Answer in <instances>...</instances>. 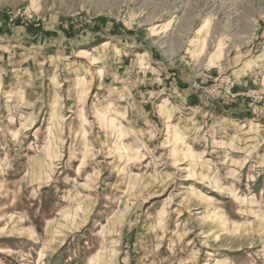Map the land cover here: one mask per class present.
I'll use <instances>...</instances> for the list:
<instances>
[{"label":"rangeland","instance_id":"obj_1","mask_svg":"<svg viewBox=\"0 0 264 264\" xmlns=\"http://www.w3.org/2000/svg\"><path fill=\"white\" fill-rule=\"evenodd\" d=\"M149 51L264 99V0H0V264H264V123Z\"/></svg>","mask_w":264,"mask_h":264},{"label":"crops","instance_id":"obj_2","mask_svg":"<svg viewBox=\"0 0 264 264\" xmlns=\"http://www.w3.org/2000/svg\"><path fill=\"white\" fill-rule=\"evenodd\" d=\"M137 64L139 66V70L141 73L144 74L146 77L144 82L147 81L149 86H162L161 92L167 94L168 98L164 99H177L184 105L194 106L198 109H204L209 113L212 114H223V115H230V114H239L241 118L250 119V121H254L251 115L246 110L245 106L241 103L239 99L238 103L234 105H227L224 106L220 103H215L209 107L203 105L194 91L190 86V78L186 75L181 74V70L166 68L162 66L158 61L154 60L152 52H148L147 57H144V54H137L136 57ZM183 73V72H182ZM215 74V72H211ZM209 75V74H208ZM215 76V75H210ZM256 75L253 73L251 74V80H253ZM151 87V89H152ZM257 87L254 84H239L235 87V91L238 94H250L249 92L256 90ZM257 122V121H256ZM259 123V122H258ZM263 123V122H260Z\"/></svg>","mask_w":264,"mask_h":264},{"label":"built area","instance_id":"obj_3","mask_svg":"<svg viewBox=\"0 0 264 264\" xmlns=\"http://www.w3.org/2000/svg\"><path fill=\"white\" fill-rule=\"evenodd\" d=\"M191 88L199 101L207 107L215 103L230 105L238 102V96L233 94L232 87L224 80L208 81L201 79L193 82ZM241 103L245 105L254 121L264 123V99L250 97L248 101L243 99Z\"/></svg>","mask_w":264,"mask_h":264},{"label":"bare ground","instance_id":"obj_4","mask_svg":"<svg viewBox=\"0 0 264 264\" xmlns=\"http://www.w3.org/2000/svg\"><path fill=\"white\" fill-rule=\"evenodd\" d=\"M169 25V22L166 24V27ZM116 151H119V150H116ZM121 156H122V154H121Z\"/></svg>","mask_w":264,"mask_h":264},{"label":"trees","instance_id":"obj_5","mask_svg":"<svg viewBox=\"0 0 264 264\" xmlns=\"http://www.w3.org/2000/svg\"><path fill=\"white\" fill-rule=\"evenodd\" d=\"M100 21H97L96 23H99Z\"/></svg>","mask_w":264,"mask_h":264}]
</instances>
